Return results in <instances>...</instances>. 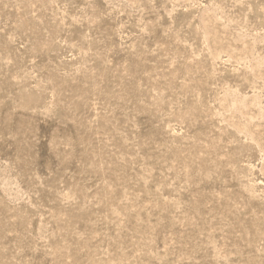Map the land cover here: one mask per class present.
<instances>
[{
	"label": "rangeland",
	"instance_id": "374dc122",
	"mask_svg": "<svg viewBox=\"0 0 264 264\" xmlns=\"http://www.w3.org/2000/svg\"><path fill=\"white\" fill-rule=\"evenodd\" d=\"M0 264H264V0H0Z\"/></svg>",
	"mask_w": 264,
	"mask_h": 264
}]
</instances>
